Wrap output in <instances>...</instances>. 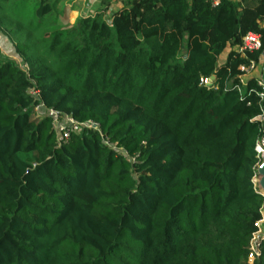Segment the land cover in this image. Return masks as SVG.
I'll return each instance as SVG.
<instances>
[{"label":"trees","instance_id":"16d2710c","mask_svg":"<svg viewBox=\"0 0 264 264\" xmlns=\"http://www.w3.org/2000/svg\"><path fill=\"white\" fill-rule=\"evenodd\" d=\"M0 1V264H264V0ZM50 110L99 132L59 145Z\"/></svg>","mask_w":264,"mask_h":264},{"label":"built area","instance_id":"2783aa9c","mask_svg":"<svg viewBox=\"0 0 264 264\" xmlns=\"http://www.w3.org/2000/svg\"><path fill=\"white\" fill-rule=\"evenodd\" d=\"M207 1L212 6H216L220 0H207ZM260 47H261V44H260L259 37L252 35V34H248L243 38L242 46L240 48H238L237 51H239L240 53H243L245 51H249V52L258 51L260 49ZM254 69H255V67H253V65H250L248 68H241L240 70L243 73V76L241 78L249 75ZM204 83L208 84V81H205ZM258 86H260L262 88V90H264V84L263 83L258 82ZM260 97L263 98L264 94L260 93ZM37 109H40V107ZM46 114L51 119V123H52L53 129L55 130V133L57 136V141H58L59 145L66 144V142L68 141L71 134L80 133L83 129H88V130H93V131L99 132L98 125L94 124L92 122H86V123L78 124L73 119H71L70 117L63 115V114H60V113H57L55 111H51V110L46 112ZM255 153H256L258 158H260V156L264 153V141L258 142L256 144ZM261 217H262V215H261ZM258 228H259V225H258ZM258 232H259V230H258ZM254 238L251 241L250 254L248 257L249 261H250V259L254 260V258L257 257L259 254L258 253L259 252L258 246H259L262 239L259 240V243L257 246V251H256L254 249V241H255Z\"/></svg>","mask_w":264,"mask_h":264},{"label":"crops","instance_id":"0c3cea01","mask_svg":"<svg viewBox=\"0 0 264 264\" xmlns=\"http://www.w3.org/2000/svg\"><path fill=\"white\" fill-rule=\"evenodd\" d=\"M101 1L102 0H71V1L65 0V2H69V3L68 4L66 3L67 5H64V7L59 3V6H62L61 7L62 9L60 10L62 13V16L60 17V19L66 20V21L72 23L73 22L72 20H75V18H77L76 17L77 13H80V15H82V13L88 12V10H93L95 12V10L97 11L98 9H100L101 8L100 7ZM74 8L76 10H74ZM121 8H122V6L120 3L112 2L110 4L109 9H112L113 13H115V12L119 11ZM87 16H91V15L89 14ZM81 17H86V16H81ZM0 58L11 60V61H16V62L20 61V58L16 54L13 46L10 44L8 39L6 37H4L2 34H0ZM262 66H263L262 75L264 78V53L261 56L257 67L261 68ZM253 75L255 76V73ZM257 76H255V77L256 78L260 77V71H259V75H257ZM263 84H264V80H263Z\"/></svg>","mask_w":264,"mask_h":264},{"label":"rangeland","instance_id":"374dc122","mask_svg":"<svg viewBox=\"0 0 264 264\" xmlns=\"http://www.w3.org/2000/svg\"><path fill=\"white\" fill-rule=\"evenodd\" d=\"M69 1H71V0H69ZM1 2V1H0ZM60 2V4L64 7V5H67L69 2H65V0H60L59 1ZM67 3V4H66ZM37 5V4H36ZM1 6L3 7V8H6V7H8V4H6V2H1ZM62 6H57V9H62L61 7ZM34 7L35 6H32V3H27L25 6L24 5H22V6H20V10H18V12L19 11H21V12H23L24 14H26L27 15V17H28V20L30 21L32 18H33V14H34ZM101 7V6H100ZM19 8V7H18ZM102 9V7L100 8V9H98L97 11L95 10V12L93 11V10H88V12H85V13H82V15H80V13H77V16L76 17H81V16H87V15H91V16H94V15H96V14H99V12H100V10ZM74 10H76L75 8H74ZM110 11H107L106 13H105V15H104V20H106L107 22H109L110 21V17H111V15L113 14V10L112 9H109ZM74 17V16H73ZM72 21H74V20H72ZM33 24V23H32ZM44 48V47H43ZM43 48L41 49V51H43ZM227 54H228V50H226L225 52H224V54L220 57V59H219V65L220 64H222V63H224V61H225V58H226V56H227ZM47 56V55H46ZM47 59H48V62L50 61H52V57L51 56H48L47 57ZM13 62H15L16 64H18V65H20V67H23V63L21 62V60L20 61H13ZM262 68H263V66L260 68H258V67H256L249 75H253L254 73H255V76H257V75H259V71H260V80L262 81V83H263V80H264V78H263V75H262V72H263V70H262ZM257 70V71H256ZM256 71V72H255ZM258 77V76H257ZM36 111H35V113H33V117H35L36 116ZM114 150H117L115 147H112ZM125 155V154H124ZM258 181H259V176L257 175V172H256V176L254 177V180H253V182H254V186H255V188L258 190V192H260L261 193V195L264 197V192L263 191H261L260 190V186H259V184H258ZM261 215H262V217H261V221L259 222V232H258V234H256L254 237V239H255V241H254V249L257 251V246H258V243H259V240H260V238L259 237H263V235H264V208L262 209V212H261ZM259 249V248H258ZM259 253V252H258ZM250 263H252L253 262V260L252 259H250V261H249Z\"/></svg>","mask_w":264,"mask_h":264},{"label":"water","instance_id":"95a60500","mask_svg":"<svg viewBox=\"0 0 264 264\" xmlns=\"http://www.w3.org/2000/svg\"><path fill=\"white\" fill-rule=\"evenodd\" d=\"M214 78L211 77L210 78V81H212ZM260 160V164L259 166L257 167V175L259 176V181H258V184L260 186V190L264 192V153L260 156L259 158ZM264 238V235L263 237L261 236L260 239H263Z\"/></svg>","mask_w":264,"mask_h":264}]
</instances>
